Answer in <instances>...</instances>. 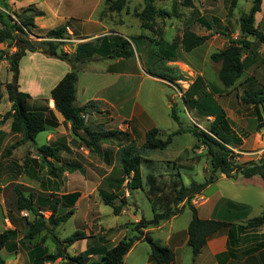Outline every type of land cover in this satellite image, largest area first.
I'll list each match as a JSON object with an SVG mask.
<instances>
[{
  "label": "rangeland",
  "instance_id": "obj_1",
  "mask_svg": "<svg viewBox=\"0 0 264 264\" xmlns=\"http://www.w3.org/2000/svg\"><path fill=\"white\" fill-rule=\"evenodd\" d=\"M114 1L116 0H110V2H107V0H14L15 6L13 7L6 4V0H0V7L3 8V10L0 9V12L4 15L17 17V15H23V7L36 4L39 9L46 13V26L51 24V17H84L83 21L85 23H81L83 21L79 23L71 21V25L80 26L81 32L77 31V37L102 32L92 24L99 18L106 24L107 30H110L108 37L115 40H117L116 37L118 39L129 38L130 46L134 51V58L127 60L124 67L134 75V78H129L130 80L125 83L123 94L147 110L149 123H145L143 128L151 125V127L158 129L159 138L162 140H165L169 134L176 132L179 126L183 128L197 126L201 130H208L210 124L205 118L198 119V113L195 111L202 107L201 101L203 100L207 108L214 112L217 108L216 103L213 102L216 99L215 94L226 93L225 100L232 103H235L238 96L243 94L240 85H237L234 89L220 88L222 84L217 78L219 66L212 62L210 57L224 47L223 41L226 38L223 34L234 35L236 33L239 27V17L249 12L252 1L238 0V3L235 2V5L230 6L229 0H154L157 10L168 13L169 16L155 17L149 28H145L139 18L145 8L144 0H126L125 6L120 11L111 10ZM35 9L37 8L35 7ZM55 13H58V16H55ZM199 18L204 19L208 25L204 26L198 20ZM229 20H231L230 24L228 23ZM225 23H228V25H225ZM84 24L87 27L85 32L81 26ZM208 28H211V30ZM185 29H190L198 35L211 34L212 36L203 46L187 53L181 45ZM35 33L26 36V38L32 44L34 43L33 46L37 50L42 49L47 52L49 39L45 38L44 35ZM94 41L96 39L82 41L81 43ZM256 41L258 42L254 44L261 45L259 40ZM35 42L37 43L35 44ZM65 44L67 49L72 45V43H64L63 45ZM171 44L175 45V48H173L174 61L177 63L175 65L171 64L174 61L169 62L163 59L162 47L169 50ZM6 49L4 52H7ZM249 59L257 63L256 67L254 66V73L260 83L264 84V62L262 63V55L257 45L253 46ZM27 62L26 59L25 63ZM150 72L180 80L176 84H171L164 79H162V82L156 81L145 75H150ZM200 74L204 76L203 79L200 78ZM27 75H29V71ZM197 77L200 78L197 79L198 82H195V92L198 94V100L189 97L185 92H181L180 88L176 86L179 85L183 89H188L190 81L195 80ZM0 81L2 85L0 89L1 98L4 96L2 100L0 98V111H2L3 107H6L9 102L7 92L4 95L2 94L5 90L4 83L13 81V74L11 75L6 71L2 65L0 66ZM180 81H184V83ZM208 95H213V97L209 98ZM187 101L190 102L189 105L186 103ZM195 101L199 104H195ZM173 108L181 125H178L171 117ZM90 123L91 120L87 124L90 125ZM137 132L135 133L136 139L131 135L122 136L121 138L118 137L117 140L113 139L101 145L103 152L108 155L106 157L109 162H106L105 158L93 154L90 150L89 153H84L81 149L82 146H85L83 142L78 137L73 138L70 135V143L73 148L72 157L78 158L76 162L84 166L85 172L83 174L77 173V176L71 177L68 185H66L67 180L53 178L48 173L32 146L18 148L16 152L13 150L11 156L5 158L6 149L21 138V136H14V133L9 134L6 138L8 142L0 148V232L14 230L15 228L16 233L13 239L19 241L25 249L28 248L29 244H26V246L22 244L25 217L17 210L16 190L22 191L28 197H33L38 207L44 205L45 201H51L53 197H57L64 192L74 191L80 193V203L76 214L56 230L57 236L64 240L80 230L89 233V235H95L98 229L97 224L100 221V211L103 222L108 225L114 224L116 217H118L117 221L119 222L128 220L127 216L115 215L112 207L103 204L102 198L107 195L110 196L113 194L114 188H118L114 182L115 180L124 181V184L118 188L116 194L119 198L114 203L120 204L121 199L125 197L127 204L124 208L133 207L138 210L137 215L139 218L150 220L153 216L152 205L145 191L136 189L133 192L134 200L132 197L124 196V194L131 192L130 189L134 185L148 189L147 175L156 176V184L159 189H165L170 182L171 175L177 172L181 174L185 185L202 183L208 177L210 172L209 154L205 148H197L196 138L191 133L186 132L175 136L172 143L165 150L144 154L138 168L139 182H130V177L123 174L117 162V152L121 147L129 144H133L136 149H140L145 142V137ZM221 134L227 136L225 132ZM46 136L47 132L40 133L36 142L45 144ZM263 155L264 151L261 158ZM27 158H29L28 161H26ZM248 163L255 162L250 161ZM55 165L60 167L57 162H55ZM251 191L252 194L248 193L249 195L240 194L243 199L250 202L252 215L255 218L260 216L263 210L264 191L257 188H252ZM87 208L89 209L88 213H86ZM51 234V230H46L37 238V241L44 235L46 239L50 240L52 238ZM47 247L50 252L54 249L53 243H49ZM2 256L7 261L14 258V255H9L5 251L2 252Z\"/></svg>",
  "mask_w": 264,
  "mask_h": 264
},
{
  "label": "trees",
  "instance_id": "obj_2",
  "mask_svg": "<svg viewBox=\"0 0 264 264\" xmlns=\"http://www.w3.org/2000/svg\"><path fill=\"white\" fill-rule=\"evenodd\" d=\"M110 2V0H107ZM263 0H253L252 6L248 13L240 16L239 19V37L237 39H229V45L224 49L213 53L211 55V61L218 64L220 69L218 71V79L222 85L227 89H234L239 84L240 79L244 74V55L251 49L250 38H255L264 44V34L255 28V16L261 11V5ZM145 8L139 15L140 20L145 28L151 27L154 22V18L157 16H169L168 13L158 11L154 5V0H144ZM126 4V0H116L112 3L111 10L120 11ZM43 15V12L35 9L34 6H29L23 10V15H17V17H11L4 15L0 12V44L7 43L9 48H16L15 53L0 51V62L7 61L9 63V70L13 73V81L5 84V89L8 94L11 109L6 112L0 118V126L6 123L8 120H12L11 131L21 135V138L7 148L6 154L11 155L12 150L16 147L30 142L34 146V150L37 156L40 158L41 164L47 169L48 173L53 178H60V175L64 172L73 173L77 170H81V167L76 164H64L57 167L55 162H60L59 150L56 147L49 145L36 146V137L39 133L43 132L47 128L57 127V119L48 105V100H45V106L39 108H31L29 94L21 92L18 86V74H19V62L27 51L34 52L37 49L33 46L26 36L34 35L36 24L35 18ZM204 26L208 23L202 19H198ZM211 30V28H208ZM49 56L58 58L62 61H67L71 64V71L68 72L63 79L52 89L50 98L53 100L54 108L59 112L66 122L71 124V131L75 137H78L83 144L90 149L93 153L99 157L105 158L106 162H109L101 145L103 143L111 141L115 136L122 135V132L106 131V130H92L88 127L86 122L82 118V114L88 112L92 108V103L85 105L84 107L76 106V93L78 82V69L75 64L90 60L96 55L101 57H107L110 59L115 58H131L134 55V51L130 46L129 41L125 39L118 40L115 44H109L110 37L103 36L94 42H85L77 45L75 54L73 57L68 56L67 53L59 51V47L64 44L63 41L68 38L67 29L65 26L57 29L49 30L46 33ZM209 36H201L196 34L190 29L183 31L181 39V45L185 52L190 53L193 50L203 46ZM171 49L166 50L162 47L166 61H174L175 54L173 48L174 44L169 45ZM172 50V52H171ZM153 77L164 79L171 84H176L180 79L174 77H167L154 73H149ZM0 84V89H1ZM183 92V88L176 85ZM194 88L189 87L185 94L189 97H193L195 91ZM1 92V90H0ZM243 101L247 104L259 105L264 109V95L257 93L254 96H250L249 93H245ZM188 105L190 102H186ZM195 104L197 101L194 102ZM198 111L205 116L216 115L215 120L210 126L208 131H203L197 126L183 128L179 126V129L167 136L165 140L159 138V130L156 128L150 129L145 135V142L140 149H136L133 144H129L121 147L117 152V162L119 163L121 170L125 176L130 177L133 173L130 182H139V166L144 154L152 153L155 151L165 150L171 143L175 136L183 133H191L197 140V148L204 147L210 157V172L206 180L202 183H191L185 185L181 174L177 172L171 175L170 182L166 185L165 189H159L156 184V176L147 175L148 189L140 186H133L131 193L134 189H142L145 191L147 198L149 199L152 210L153 218L151 220H145L144 218L137 224H134L133 231L135 234L130 237H125L115 247L104 251L103 262L90 261V255H92L91 249L86 252L72 256L67 252V248L74 243L90 238L84 231H76L65 240H61L54 233V230L66 223L73 215V206L78 200L80 194L78 192L63 195L61 197H53L51 201H45L44 205L38 207L35 204L33 197L26 196L22 191L16 190L17 194V210L19 212L27 211L30 214L29 218H25L24 223V235L22 237V244L30 246L28 255L31 264H46L55 263L58 259H63V264H123L125 256L131 250L133 245L140 239H143L151 250L150 260L154 264H172L175 259L174 252L160 245L156 242L149 233L145 234L144 229L152 226H157L161 222L168 220L181 212L180 205L186 203L192 212V220L188 227V245L192 250L194 256H198L205 247L208 239L214 234L223 229L230 227V224L217 220H203L198 216V212L191 204L192 199L202 193V191L211 183L215 182L220 175H225L228 178L235 179L241 175L246 179L253 178L255 176L260 177L264 181V155L258 163L251 164H238L234 160L237 155L228 148V142L221 133L228 131V124L225 121L222 111L216 108L214 112L207 108V105L198 108ZM171 117L178 124L179 118L175 109L171 111ZM27 161L29 158L26 159ZM124 181H116L118 188L122 187ZM147 187V186H146ZM113 196H104L103 202L105 205L112 207L115 215H119L127 202L125 197L121 199L120 204L113 202ZM50 212L46 218L42 212ZM264 225V206L262 214L256 217L246 225L242 226V229H256ZM51 230V239L56 246L54 253H48L43 247L46 242V236L44 235L39 241L37 238L45 231ZM16 230H7L0 232V252L13 240ZM230 243L233 244L234 236L231 230H229ZM37 241L36 243H33ZM0 264H6L5 259L0 254Z\"/></svg>",
  "mask_w": 264,
  "mask_h": 264
},
{
  "label": "crops",
  "instance_id": "obj_3",
  "mask_svg": "<svg viewBox=\"0 0 264 264\" xmlns=\"http://www.w3.org/2000/svg\"><path fill=\"white\" fill-rule=\"evenodd\" d=\"M229 1L231 3L230 6L235 5V2L238 3V0ZM251 1L253 3V0ZM6 4L13 7L15 6L14 0H6ZM31 5L36 7L38 11L43 12V16L35 18V32L46 37V33L49 30L57 29L62 26L66 27L69 39L63 40V42L72 43V45H70L69 49H67V45L62 44L59 47V51L67 53L70 57H73L77 45L82 41L95 40L100 37L107 36L110 33V30H107L106 24H104L102 20L98 18V20L94 21L92 24H94V26L102 32H95L90 36L77 37V31L81 32L79 29L80 26L71 25V21L79 23L84 20V17H51V24L46 26V13L39 9L36 4ZM26 8L27 6L23 7L22 9ZM0 9L3 10L1 7ZM55 14V16H58V13ZM230 21L231 20L228 21L229 24ZM81 23L85 22L83 21ZM228 23H225V25H228ZM254 25L256 29L264 34V0L261 5V11L255 16ZM81 26L82 30L85 32L87 28L86 25L84 24ZM1 28L2 25L0 24V29ZM111 33L116 34L117 32ZM239 34V27L234 35L223 34L226 40L223 41L224 47L222 49L229 45V39H237ZM201 36H209L210 38L212 35L209 34ZM123 39L129 41L128 37H123ZM249 40L251 41L252 45L251 49L243 57L245 71L239 81L240 89H242L243 94H240L237 101L232 103L231 101L229 102L228 100H225L226 93L219 94L215 90L218 94L214 95L216 96V99L213 100V102L216 103L217 109L222 111L225 121L228 124V131L226 132L227 136L225 137L227 139L226 141L228 142V148L235 151V154L237 155L236 160L240 164H249L248 162L250 161L257 163L258 160L261 159L262 152L264 151V109L259 105L257 106L247 104L243 101V97L246 92L249 93L250 96H254L257 93L264 95V84L260 83L258 77L254 73V66L256 67L257 63H254L253 60L249 59V55L253 50V46L257 45V48L262 55L263 63L264 44H254L258 42L255 38H250ZM108 42L111 46L115 44L117 40L109 38ZM36 43L37 42H35V44ZM5 49L11 54L15 53L16 51L15 47L9 48L7 43L0 44V51H5ZM133 58L134 57L132 56L128 59H110L96 55L88 61L75 64L76 68L78 69V82L75 102L76 106L84 107L85 105L92 103V108H90L88 112L85 113L89 116L88 122L91 120V123L90 125L87 124L88 122L86 124L92 130L98 131L103 129L106 131L122 132V135H117L113 138L116 140L118 137L121 138L122 136L129 135L136 139L135 133L137 131L138 134H142V136L145 137L146 133L153 128L151 125L143 128L145 123H149V115L147 110L137 102L131 101V99L123 94L125 83L134 78V75L126 70L124 64H126L127 60H132ZM26 59L28 60L27 63H25ZM171 64L175 65L177 63L174 61L171 62ZM1 65L6 71L11 73V75L13 74L9 70V63L7 61H1L0 66ZM18 68L19 90L30 95L31 108L45 106V100H48V105L52 109L58 123L57 127L47 128L43 131L47 132L45 144L36 142L35 147H40L42 145L56 147L60 149L58 154L60 162H58V166H63L64 164L70 163L81 167V170H77L73 173L64 172L60 175V179L64 181L67 180L68 182L66 185H68L70 178L77 176V173L83 174L85 172V168L83 165H81V163L76 162L78 158L72 157L73 148L71 147L70 143V135L73 138L76 137L72 134L71 124L66 122L62 115L55 110L53 100L50 98V93L52 89L63 79V77L71 71V64L67 61H62L58 58L49 56L44 50L38 49L34 52L27 51L26 55L21 58ZM28 71L29 75H27ZM145 75L150 79L162 82V79L148 74ZM199 76L202 79L204 77L202 74ZM200 78L197 77L195 80H191L188 86L194 88L195 82H198ZM180 82L184 83V81ZM6 83L10 82H5L4 85ZM220 88L227 89L223 85ZM188 89H183V92L187 91ZM5 92L6 89L2 94L4 95ZM193 93V97L198 100V94L195 91H193ZM208 96L209 98L213 97V95ZM3 97L4 96H2V98ZM200 104L204 106V101L202 100ZM11 105L12 104L9 101L8 105L3 107V110L0 111V118L11 109ZM195 111L198 113V119L200 118V120H202L205 118L211 126L216 115L205 116L198 110ZM11 127L12 120H8L6 123L0 126V148L2 145H5L8 142V139L6 138L9 136V134L13 133L11 131ZM208 130L203 129V131ZM13 135L21 136L17 133H14ZM37 137L35 141L37 140ZM228 139L230 140L228 141ZM30 146H32V149L34 150V146L31 145L30 142H27L16 147L14 151L16 152V149L18 148H28ZM202 148L204 149V147H201L200 149ZM81 149L84 153H89L90 150L85 146H82ZM8 156L10 157L11 155L6 154L5 151V158ZM132 176H130L129 180L132 179ZM114 182L116 183V180ZM252 188H257L260 191H264V181L258 176L246 179L239 175L237 178L231 179L225 175H220L219 178L215 182L209 184L202 191V193L195 196L194 200H197L191 202V204L195 207L198 212V216L201 219L217 220L230 224L229 228L223 229L211 236L198 256L193 255L192 250L188 245V227L192 220V212L185 202L180 205L181 212L178 215L161 222L157 226L144 229L143 232L145 234L149 233L156 242L171 249L174 252L175 259L172 264H264V225L256 229H242V226L254 219V216L252 215V207L250 202H248L246 199H243L240 193H245L247 195L252 194ZM117 190L118 188H114L113 194H111V196L114 197L113 202L117 201L119 198V196L116 194ZM134 191H136V189H134L132 193L130 192L124 194V196L127 195L133 199ZM70 193L75 192H64L57 197H61ZM80 197L81 195L79 198ZM79 198L73 206L74 213L71 218L76 214V210L79 207ZM88 212L89 209L87 208L86 213ZM42 213L46 218L50 214L48 211ZM137 213L138 210H135L133 207L129 206L127 208H123L119 216H127L128 220L119 222L117 221L118 217H116L117 219L114 224L108 225L103 222V216H101L102 213L100 211V221L97 224L98 229L95 235H89V233H86L90 238L80 240L69 246L67 248V252L72 256H77L86 252L88 249H91L92 255H90V261L103 262L104 251L115 247L125 237H130L135 234L133 231L134 224L139 223L142 219L138 217ZM152 218H150V220ZM59 227L54 230L55 234ZM229 230L232 231L234 236L233 244L230 243ZM49 243H53L54 247L51 252L47 247ZM30 246H27L28 248L25 249L20 245L19 241L13 239L10 244L1 250L0 254L2 256V252L5 251L9 255H14V258L11 261H7L5 257L2 256L5 259L6 264H31L28 255ZM43 247L48 251V253H54L56 251V246L52 239H47ZM150 253L151 250L149 245L143 239H140L133 245L131 250L125 256L123 264H154L150 260ZM64 262L65 261L63 259H58L53 264H63Z\"/></svg>",
  "mask_w": 264,
  "mask_h": 264
},
{
  "label": "built area",
  "instance_id": "obj_4",
  "mask_svg": "<svg viewBox=\"0 0 264 264\" xmlns=\"http://www.w3.org/2000/svg\"><path fill=\"white\" fill-rule=\"evenodd\" d=\"M58 41H63V40H58ZM82 118H83V120L87 123L88 122V120H89V116L87 115V114H82ZM233 151V150H232ZM234 153H235V151H233ZM237 158V157H236ZM236 158L234 159L236 162H237V160H236ZM195 198V197H194ZM194 198L192 199V201L191 202H194L195 200H197V199H195L194 200ZM198 201H199V199H198ZM22 213V215L25 217V218H29L30 217V214L27 212V211H23V212H21Z\"/></svg>",
  "mask_w": 264,
  "mask_h": 264
}]
</instances>
